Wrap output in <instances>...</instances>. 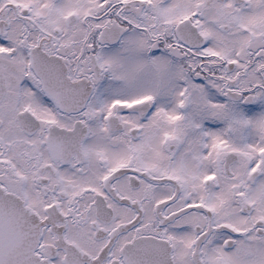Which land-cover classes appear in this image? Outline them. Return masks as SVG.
<instances>
[{"label": "snow or ice", "instance_id": "obj_1", "mask_svg": "<svg viewBox=\"0 0 264 264\" xmlns=\"http://www.w3.org/2000/svg\"><path fill=\"white\" fill-rule=\"evenodd\" d=\"M0 264H264V0H0Z\"/></svg>", "mask_w": 264, "mask_h": 264}]
</instances>
